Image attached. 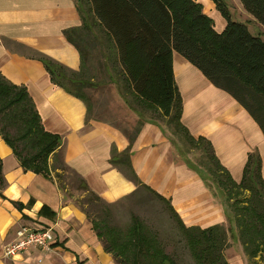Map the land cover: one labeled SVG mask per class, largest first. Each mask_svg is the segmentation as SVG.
Listing matches in <instances>:
<instances>
[{
    "label": "trees",
    "instance_id": "trees-1",
    "mask_svg": "<svg viewBox=\"0 0 264 264\" xmlns=\"http://www.w3.org/2000/svg\"><path fill=\"white\" fill-rule=\"evenodd\" d=\"M85 14L78 27L66 29V39L81 56V68L72 70L52 58L38 54L52 81L82 99L87 107L86 122L92 105L85 93L94 79L86 65L85 45L99 26L107 33L116 50L117 62L134 94L158 107L169 127L182 134L188 144L202 146L198 167L211 177L213 195L228 209L238 230V238L248 264H264V179L257 150L249 153L240 182H236L215 155L204 137L195 138L181 121V101L173 68L174 52L202 71L216 87L228 92L258 123L264 134V40L253 34L247 24L236 21L223 0H213L226 20L218 31L213 19L196 0H82ZM244 10L264 26V0H239ZM68 76L55 75L53 66ZM99 120V118H96ZM0 120L17 132L2 131L0 137L11 147L25 171L50 177L64 191L72 174L81 192L74 203L87 215L104 249L118 264H186L182 253L167 252L165 239L140 216L133 214L126 228L109 222V214L96 212L110 205L92 191L86 181L65 161L63 137L44 128L34 102L24 86L16 85L0 73ZM101 120V119H100ZM141 128V127H140ZM140 128L127 134L129 146L112 151L111 164L133 181L136 189L122 199L147 192L166 205L174 223V247L186 250L194 264H229L225 255L231 226L224 223L209 227L187 225L169 200L144 184L134 171L130 151ZM21 142V145L18 143ZM24 143V145H23ZM69 174V175H68ZM5 185L0 158V187Z\"/></svg>",
    "mask_w": 264,
    "mask_h": 264
},
{
    "label": "crops",
    "instance_id": "crops-1",
    "mask_svg": "<svg viewBox=\"0 0 264 264\" xmlns=\"http://www.w3.org/2000/svg\"><path fill=\"white\" fill-rule=\"evenodd\" d=\"M208 5L209 12L215 8L211 1ZM83 13L82 0H0V73L27 89L46 131L63 137L66 163L92 191L107 202H116L136 189L135 183L111 164L117 159L112 158V151L121 153L129 146L126 133L108 120L86 122L84 101L55 84L37 57L40 53L79 71V50L64 31L82 25ZM173 68L181 121L190 134L211 143L237 183L242 180L249 153L257 150L264 179V134L258 123L228 92L213 85L177 52ZM0 148L5 179L0 187V264H115L87 215L66 198L52 178L55 173L46 177L25 171L3 139ZM176 149L179 146L173 147L158 121L144 120L130 151L131 165L144 184L171 202L185 224L205 228L223 223L227 212L213 195L211 177L187 156L178 159ZM22 226L51 228V249L30 247L6 257V245L15 241ZM241 256L229 255V264H246Z\"/></svg>",
    "mask_w": 264,
    "mask_h": 264
},
{
    "label": "rangeland",
    "instance_id": "rangeland-1",
    "mask_svg": "<svg viewBox=\"0 0 264 264\" xmlns=\"http://www.w3.org/2000/svg\"><path fill=\"white\" fill-rule=\"evenodd\" d=\"M202 5L203 11L209 12V2L213 0H196ZM227 5L231 16L234 20L247 24L248 28L253 34L259 35L264 40V26L257 22L250 14H248L239 0H223ZM207 10V11H205ZM212 17L216 30L221 31L226 26V20L221 13L215 8L207 13ZM95 33L92 35L88 44L85 46L86 65L89 76H94V79L89 82L90 85L85 93L92 105V116L99 119L108 120L112 125L122 129L125 133L134 135L136 130L140 128L144 120L152 118L158 121L170 136L173 147L179 146L175 150L177 158L185 155L187 158L193 160L197 165L200 163L202 146H195L188 144L182 134L175 132L166 123V119L162 113H157V108L147 105L140 100L132 91L130 83L121 71L117 62L116 50L113 42L108 38L107 33L99 26H95ZM55 75L59 77L68 76L61 72L58 66L52 65ZM12 126H3V121L0 120V128L11 131L17 135L16 130ZM2 140V138L0 137ZM18 145L22 146L19 142ZM24 145V143H23ZM2 149L0 148V152ZM69 175V174H68ZM68 192L73 193L71 200L76 201L78 197H82L81 192L75 188L76 179L72 174L69 179L64 182ZM218 202H222L218 198ZM113 203V202H110ZM224 204V203H222ZM225 207V206H224ZM227 215L223 222L225 225L231 226V233L233 237L228 239V248L225 250V255H242L241 257L248 264V258L242 248V243L238 238V230L235 228L234 221L225 207ZM102 211V214H109V222L118 224L120 228H126L130 222L133 214L142 217L151 228L159 232L165 239L166 250L169 253L176 251L182 253L183 263L194 264L191 257L186 250L174 247V239L172 235L174 231V223L169 217L168 208L164 203L155 199L151 194L143 192L127 199H120L114 204L100 205L96 212ZM115 260V259H114ZM115 264H118L115 260Z\"/></svg>",
    "mask_w": 264,
    "mask_h": 264
},
{
    "label": "built area",
    "instance_id": "built-area-1",
    "mask_svg": "<svg viewBox=\"0 0 264 264\" xmlns=\"http://www.w3.org/2000/svg\"><path fill=\"white\" fill-rule=\"evenodd\" d=\"M16 236L15 241L6 245L4 249L6 257H14L30 247H38L46 251L51 249L53 240L51 228L22 226L17 230Z\"/></svg>",
    "mask_w": 264,
    "mask_h": 264
}]
</instances>
